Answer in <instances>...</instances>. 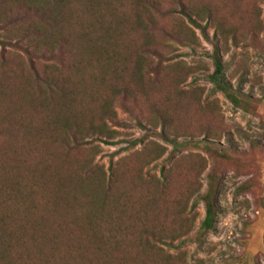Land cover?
Returning <instances> with one entry per match:
<instances>
[{
	"label": "rangeland",
	"instance_id": "374dc122",
	"mask_svg": "<svg viewBox=\"0 0 264 264\" xmlns=\"http://www.w3.org/2000/svg\"><path fill=\"white\" fill-rule=\"evenodd\" d=\"M213 51L236 104L208 80ZM66 97L78 124L114 114L112 144L70 165L50 144ZM87 158L111 182L102 211L62 200ZM1 201L60 225L74 264H264V0H0Z\"/></svg>",
	"mask_w": 264,
	"mask_h": 264
},
{
	"label": "trees",
	"instance_id": "16d2710c",
	"mask_svg": "<svg viewBox=\"0 0 264 264\" xmlns=\"http://www.w3.org/2000/svg\"><path fill=\"white\" fill-rule=\"evenodd\" d=\"M185 16L192 24L196 25L188 15ZM211 58L213 71L207 76L208 80L214 89L224 93L233 104H236V98L230 93V87L223 80V66L216 51H213ZM33 75L36 82L48 90L50 95H55L53 98L59 97L57 93L61 87H58L59 79L56 75L48 76L44 75L43 72L37 73L35 71H33ZM64 96L65 94L60 95V97ZM70 103L72 102L66 97L59 109H57L53 120L50 122L51 131H54V135H61L60 138L51 140L50 144L62 147L66 152L62 153L63 158L59 160V163L62 165L65 163L70 165L66 161L67 159L71 160L69 153L76 154L92 141H98L108 145L112 144V141L109 139L112 138V133H114L102 119L103 116L108 120L114 119V114L107 107L101 109L102 117L99 123L95 124L90 122L87 125H82L72 120L75 115L72 113L68 114L69 110H71ZM114 122H116V126H120L117 121ZM136 125L139 126V123L137 122ZM165 139L173 146L181 144L168 138ZM121 142L126 143L125 147H127L133 146L139 141L135 138L122 140ZM88 148L91 149V147ZM72 157V162L74 164L75 162L77 163L76 156ZM108 162L110 165V161ZM78 166V169L66 168L64 171L62 186L66 188L67 192L65 198L62 200L65 204H68L69 201H67L66 195L69 194L71 199L75 200L77 197L80 203L82 202L83 204L86 203L92 206L95 212L102 211L109 203L108 188L111 183L109 177H104V174L99 171L97 165L91 162V158L82 160ZM51 195V192H49V195H47L48 198ZM200 198L203 201L204 215L199 227L203 231H206L211 229L213 224L215 211L214 198L210 190H207ZM6 205L7 201H1L0 264H74L75 261L73 262V259L75 256L69 257L71 259L68 262L56 258L64 243L62 236L58 233V236L54 234L52 237L47 234L48 229H52L54 225L57 228H54L53 232H58L60 225L51 222V227L50 225L47 226V223H44L40 218L37 220L34 219L31 215L33 207L28 204L24 207L13 204L11 207H15L12 211L9 209L10 206L7 207ZM46 227L47 230L45 231Z\"/></svg>",
	"mask_w": 264,
	"mask_h": 264
}]
</instances>
